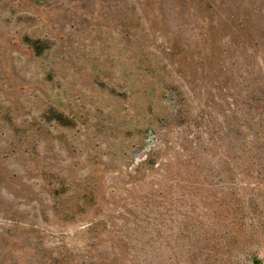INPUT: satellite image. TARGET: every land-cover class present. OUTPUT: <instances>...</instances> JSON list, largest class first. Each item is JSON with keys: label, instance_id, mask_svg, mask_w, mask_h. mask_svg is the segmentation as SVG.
<instances>
[{"label": "rangeland", "instance_id": "obj_1", "mask_svg": "<svg viewBox=\"0 0 264 264\" xmlns=\"http://www.w3.org/2000/svg\"><path fill=\"white\" fill-rule=\"evenodd\" d=\"M0 264H264V0H0Z\"/></svg>", "mask_w": 264, "mask_h": 264}]
</instances>
